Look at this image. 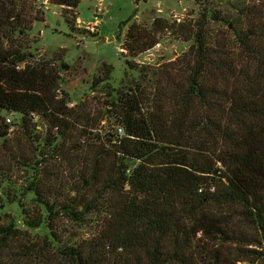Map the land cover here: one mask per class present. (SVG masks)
Listing matches in <instances>:
<instances>
[{"label":"trees","instance_id":"trees-1","mask_svg":"<svg viewBox=\"0 0 264 264\" xmlns=\"http://www.w3.org/2000/svg\"><path fill=\"white\" fill-rule=\"evenodd\" d=\"M235 1L228 2L235 16L226 19L232 29L212 43L201 25L175 62L151 69L125 60L126 71L140 79L123 82L106 105L124 129L118 137L115 127L94 131L84 101L68 107V93H57L65 64L35 61L21 43L42 10L32 0H0V184L11 183L17 169L35 172L26 191L38 212L22 210V225L44 227L56 257L9 221L0 224V264H247L263 256L264 0ZM48 2L63 17L80 0ZM134 29L124 44L132 57L158 42ZM103 66L108 80L111 68ZM12 114L19 121L10 135ZM34 117L45 122L47 148L35 161L28 150L42 137L32 134ZM54 156L75 163V185L58 204L38 184L39 167ZM223 209L239 212L256 235L231 229ZM55 214L71 223L93 215L100 224L86 246L69 245L57 239Z\"/></svg>","mask_w":264,"mask_h":264},{"label":"rangeland","instance_id":"rangeland-1","mask_svg":"<svg viewBox=\"0 0 264 264\" xmlns=\"http://www.w3.org/2000/svg\"><path fill=\"white\" fill-rule=\"evenodd\" d=\"M32 1L37 9L42 10V20L32 25L27 36L20 39L21 43H24L27 52L35 61H55L57 66L62 63L67 66V73L59 72L58 90L68 93V102H72L73 107L81 101L85 102V111H89V118L95 120L94 131L99 133H106L118 124L116 114L108 113L109 107L106 106L116 99V89L125 87L124 83L130 80L140 79L137 71H126L125 60L138 65L137 68L151 69L177 61L183 53L192 48L193 35L199 27L206 26L204 28L211 39L210 43L216 40L218 33L231 30L232 25L228 26L227 23L231 24L230 19L235 16V12L228 10V2L237 4L235 0H80L76 10L62 17L63 11L59 6L49 4L47 9H44L35 0ZM228 15L230 19L226 20ZM156 19L158 22H155ZM95 21H98V24L92 30L90 27ZM132 24L138 27L134 29V33L148 30L158 41L144 52H135L133 57L124 46L125 33ZM105 64L111 68L108 80L105 78ZM0 115L4 116L5 113L0 112ZM100 115L101 120L97 126L96 118ZM10 118L13 121L9 130L12 135V132L18 129L14 124H18L19 116L12 114ZM35 123L37 126L32 134L42 138L40 142L35 141L31 147L36 152L28 150V155L34 161L39 151L47 149L43 148L42 141L45 137V122L38 119ZM60 141L57 139L55 145L60 144ZM35 146L39 149H34ZM54 157L57 159H52V163L47 167H39L43 168V171L38 184L42 183L43 186L39 187L45 194L47 191L44 187L50 191L48 201L58 204L68 194L65 189H72L75 185V163L61 156ZM134 164L129 163L130 166ZM46 173L53 175L51 179L44 176ZM35 179V172L17 169L11 183L0 184V224L14 221L19 230L25 231L56 260L51 243L44 238L46 229H28L22 225V210H30L29 216L38 212L33 201L34 195L26 191L29 182ZM223 210L227 215H231V229L245 232L250 237L256 235L252 227L238 216L239 212ZM56 214L54 218L58 227L55 233L57 239L69 245L86 246L100 224V219L93 215L83 217L81 222L71 223L65 215ZM203 241L207 243L206 240ZM235 247V244L223 245L224 250L229 249L232 252H237ZM261 252L264 253V249ZM249 261L247 264H264V254L253 258L251 256Z\"/></svg>","mask_w":264,"mask_h":264},{"label":"built area","instance_id":"built-area-1","mask_svg":"<svg viewBox=\"0 0 264 264\" xmlns=\"http://www.w3.org/2000/svg\"><path fill=\"white\" fill-rule=\"evenodd\" d=\"M35 2L36 3H38L42 8H44V9H47V7H48V5H49V2H48V0H35ZM98 24V21H95V24L93 25H91V24H89V25H91V27L90 28H92V30L94 29V28H96V25ZM87 28H89V27H87ZM26 65V63H21V64H18L16 67H15V69H17V70H20V69H22L24 66ZM67 70H63L62 72L63 73H67L66 72ZM57 93L58 94H60V90H57ZM68 107H73V103L72 102H67V104H66ZM36 120H37V118L36 117H34V121L36 122ZM6 122L7 123H10L11 122V118L10 117H6ZM115 133L118 135V137H121V136H123L124 135V129L122 128V126L121 125H117L116 127H115ZM238 264H246V263H244V262H240V263H238Z\"/></svg>","mask_w":264,"mask_h":264}]
</instances>
